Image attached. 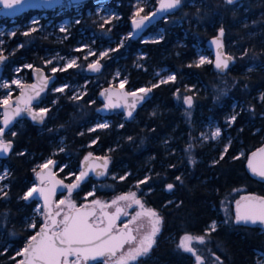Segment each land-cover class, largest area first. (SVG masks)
<instances>
[{
    "label": "trees",
    "instance_id": "obj_1",
    "mask_svg": "<svg viewBox=\"0 0 264 264\" xmlns=\"http://www.w3.org/2000/svg\"><path fill=\"white\" fill-rule=\"evenodd\" d=\"M134 1H113L121 15V26H116L118 31H113L112 37L118 39L124 34L125 39L112 44L116 51L103 61L101 73L96 81L87 84L81 98L73 100L70 92L49 93L44 101L49 111L43 124L22 119L13 126L16 136L6 137L14 141V147L7 158L0 159L8 169V195L0 198V264H16L20 260L16 253L36 231L29 228V221L37 202L21 199L34 183L33 169L51 157L57 163L58 176L71 183L89 150L108 158L107 173L116 178L88 179L71 195L77 205H81L94 183L105 181L109 189L97 186L91 197L108 201L118 194L136 192L145 208L155 210L161 219L151 251L135 264H196L192 254L178 248V241L185 234L204 235L213 221L217 222L216 230L205 236L206 243L193 244L205 264H215L214 257H219L222 264H259V258L264 257V231L234 222L236 200L246 195L264 196V183L252 179L245 169L248 153L264 142V0L232 5L225 0H182L177 10L145 33L162 27L163 36L155 42H145L143 36L130 38ZM157 3L158 0H146L141 14L152 12ZM85 7L91 8L92 2ZM31 14L15 20L22 25ZM9 21L0 18V25ZM220 29L224 49L236 60L224 73L214 70L212 64L196 65L198 49L205 48V42ZM34 38L29 45L17 39L7 43L3 54L8 63L3 78L9 77L11 67L21 64L46 70V53L65 46L46 40L40 43L36 35ZM119 69L126 73L128 91L156 82L166 73L176 79L154 87L152 99L132 121L124 122L122 114H114L106 117L111 121L109 129L90 132L88 127L101 117L97 113V94ZM68 72L71 70L56 73L55 85ZM195 76L207 88L193 96L191 108L183 107V93L191 94L184 87L194 85ZM91 78L94 77L79 71L72 82L83 83ZM153 103L159 109L151 115ZM233 109L236 119L228 127L224 120ZM209 123L222 128L224 135L218 143L199 144L196 138ZM164 137L171 139L165 146L172 150L163 149ZM189 145L191 149L186 151ZM145 177L150 179L137 188V182ZM169 183L175 185L172 191L166 189ZM229 199L234 200L224 214Z\"/></svg>",
    "mask_w": 264,
    "mask_h": 264
},
{
    "label": "snow or ice",
    "instance_id": "obj_2",
    "mask_svg": "<svg viewBox=\"0 0 264 264\" xmlns=\"http://www.w3.org/2000/svg\"><path fill=\"white\" fill-rule=\"evenodd\" d=\"M228 5L235 3V0H225ZM25 0H0V5L4 9L19 10V6H23ZM181 5V0H159V7L147 15L140 16L144 12L143 8H138L133 14L131 21L134 31L142 30L147 26L145 23L151 22L153 18L162 15L166 12H171ZM50 6V5H49ZM6 15L13 14L12 12L5 13ZM136 17H140L137 19ZM104 24H109L110 20L102 17ZM77 23L79 21H76ZM33 24L38 21L33 20ZM32 28L31 32L36 31ZM64 29L62 28L61 31ZM110 30V29H109ZM31 32H24L23 35L29 36ZM15 32L12 33L15 36ZM223 29H220V36H223ZM131 35V34H130ZM221 48L219 39L212 41ZM21 47L23 45H20ZM81 49H77L80 51ZM109 51H116L110 49ZM96 55L95 52L88 50L84 59L87 60L89 56ZM108 56V51L99 53L97 59L88 63L87 69L94 73H99L103 67L100 63L104 57ZM7 59L3 54V49H0V65ZM232 57H223L221 52H217L215 58V68L220 72H224L229 67V62ZM205 57H201L199 64L211 63ZM52 60L46 61V64H52ZM77 66L76 60H68L63 67H52L51 73L54 75L58 71H67L70 68ZM27 68H32V65H25ZM19 71V69H17ZM40 74L42 83L39 88L31 85L32 94L25 96L24 92L15 101V107L11 105V91H8L3 99H0V106H3V119L0 121V155H7L12 152L14 141L6 137H15L16 132L12 131V127L17 123V118H23L26 114L33 122L42 124L45 116L48 113V108L39 107L41 93L44 92L48 85L50 77H45L40 69H36ZM119 77V73L116 74ZM174 75L169 76L167 80H161L159 83H167L174 81ZM126 80L120 81L119 88L124 89ZM15 85L17 88H22V82L19 79H13L10 82H0V88L11 89ZM159 84H154L152 87H158ZM68 85L55 88V92L63 93ZM152 87H142L134 91L114 92L111 88L105 89L100 93L105 98L106 103L104 109L125 108L127 112L126 118L132 117V113L136 106L148 98V94L152 91ZM73 100L81 98L79 94L71 97ZM115 98V99H114ZM179 98V97H178ZM264 99V97H261ZM33 101H36L38 110H34ZM122 102V103H121ZM94 103V101L92 102ZM183 103L189 108L192 107V97H183ZM190 115V113H189ZM236 119L235 116L231 117V121ZM109 125L107 122L99 123L95 128L89 131H95L96 128L104 129ZM123 127V125H121ZM83 135V133H81ZM221 135V130L217 128L210 133L211 139H216ZM205 138H209L205 136ZM131 139V138H129ZM94 140L92 143H95ZM191 145L186 151H190ZM60 151H63L61 148ZM228 151L225 146L224 153ZM24 155V153H19ZM258 153H253L252 157L248 159V167L253 174L264 177V149L259 150L260 158L256 159ZM221 159L224 158L222 154ZM238 158V157H237ZM92 161H96L95 166ZM194 163V161H192ZM109 160L107 157H93L89 152L82 161V167L78 175H75V180L69 184H64L63 181L54 180V173L52 168L56 166V161L48 159L39 164L37 168L33 169L38 183H33L31 187L23 194L21 199L26 202L42 199L43 205L38 206L36 211L39 213L43 220L39 225L35 221L29 224V228L36 230L34 234L28 238L25 247L19 250L16 255L22 257L16 264H135L140 257L147 256L155 244V237L160 231V217L153 209H146L144 203L137 197L136 192H128L116 196L110 203L102 202L98 199L91 201V205H82L78 207L71 199L74 190L80 187L83 182L92 172L96 176H105L107 172ZM64 167H67L66 165ZM38 169V170H37ZM99 169V170H98ZM63 171V167L59 169ZM74 175L72 173L69 174ZM8 176L7 169L0 173V181H3ZM126 177H119L124 180ZM115 179V177H114ZM150 177H145L144 180L137 182V188L141 184H146ZM177 181H181L180 176H176ZM51 182V183H50ZM56 186L66 189L68 196L59 200L55 207L50 203V198L56 191ZM175 187L174 184L169 183L166 185L168 191H172ZM7 185H0V198H7L5 189ZM89 196L93 193H89ZM245 201H255L241 203L236 202L235 206V223L237 224H264V198H247L242 197ZM123 204V206H122ZM135 205L139 211L131 216L127 222H123L122 227L117 226V221L121 215L127 216L128 213L125 208H131ZM114 207L115 211L109 213L106 209ZM66 209V211H65ZM99 212V214H98ZM146 219L148 221L147 230L142 223L138 221ZM130 225H134L130 227ZM38 229V230H37ZM216 230V223L212 222L208 229L205 230L204 235L193 236L185 234L179 244L178 248L186 253H190L195 257L196 264H205L201 255L194 248L193 243L205 244V236ZM128 246L125 250V246ZM6 251V249H5ZM215 264H222L219 257H214Z\"/></svg>",
    "mask_w": 264,
    "mask_h": 264
},
{
    "label": "rangeland",
    "instance_id": "obj_3",
    "mask_svg": "<svg viewBox=\"0 0 264 264\" xmlns=\"http://www.w3.org/2000/svg\"><path fill=\"white\" fill-rule=\"evenodd\" d=\"M113 1L114 0H97V1L92 2L91 8H86L85 7L86 5H84V6H75V7H61V8H57L50 12H32V14L28 17V20L26 21V23L22 25L18 24L15 19L10 20L9 24L0 25V49L4 50L7 43H9L10 41H14L16 39L22 40L25 45H29L31 42L32 43L34 42L35 35L39 38L38 42L40 43H41V40H46L56 45H60V46L65 45L64 47H61L62 49L58 48V49H54L51 52L46 53L45 60L43 62V65L47 67L46 71L51 73L52 67L54 66L63 67L67 63V61L71 59L76 60L77 66L68 69L67 71L71 70V72H68V74H65L64 76H62L61 81L51 90L50 93L56 94V95H63L66 92H70L72 96L77 95V94L81 96L85 92L87 84H89L90 82L96 81V77L91 78L88 81H84L83 83H78V82L73 83L72 80L76 79V73H78L79 71H83L85 73V68L87 67L88 63L95 61L99 53L108 51V56L100 60V63L103 66V61L108 60L109 57L111 56L112 51H109V50L112 49L113 47L112 44H114L115 42L123 43L125 39L124 34L120 35L118 39L117 38L115 39L114 37H112L113 31L115 33L118 31L117 29H115L116 26H121V24L119 23V20L121 19V15L117 11L116 7L113 5L114 3ZM145 3H146V0H135L133 4L134 13L137 11L138 8H142V6ZM140 16L142 17L144 15L140 13ZM102 17L109 19L110 23L104 24L102 21ZM136 18L138 19L140 17H136ZM33 20L38 21V23L33 24L32 23ZM76 21H79V22L77 23ZM32 28H36L37 30L34 32H31ZM62 28L64 29L63 31H61ZM13 32L16 33L15 36L12 35ZM24 32H31V34L29 36H25L23 35ZM130 34H131V31H130ZM162 36H163V28L157 27L155 30L150 31L147 34H145L142 37V40L145 42H155V41H159L162 38ZM17 46H19V44ZM77 49H81V50L77 51ZM89 49L95 52L96 55L89 56L88 59L85 60L84 56L88 52ZM61 50H65V53H63V51ZM201 57H205L207 60L212 61V56L210 52L207 50V48L198 49L196 65L203 66V65L211 64V63L199 64V60ZM48 60H52L53 63L46 64V61ZM25 65H31V64H21V65L11 67L9 69V77L3 78L0 82H10L13 79H19L22 82V85L26 83L27 82V71L32 69L34 66L32 68H27L25 67ZM137 67L138 65L136 64V68ZM17 69H19V71H17ZM67 71H58L57 73H63ZM73 73L75 75H73ZM117 73H119V77L116 76ZM69 76H72V77H69ZM169 76H172V74L166 73L164 75H160V77L158 78L156 82L146 84L143 87H152V85L154 84H159V85L166 84V83H159V82L161 80H167ZM126 79H127L126 73H124L123 69L116 70L114 71L112 79L108 80L107 86L113 85V86L119 87L120 81H124ZM194 79H195L194 85L190 87L188 86L184 87L185 91H190L191 94H186L184 92L182 95V102H183V97L191 96L193 100V96L196 95V93H198L200 89L205 90L207 88L205 84L203 85L202 80L200 78L195 76ZM167 83H174V81H169ZM64 85H68V87L65 88L63 93L54 91L55 88L62 87ZM153 88L154 87H152V89ZM19 89L20 88H17L15 85H13L11 89L0 88V93L2 94L4 98L5 94L8 91H11V97H12L13 93L17 92ZM263 95L264 94H262L261 97ZM184 105L185 104L183 103V107ZM158 109H159V105L157 103H153V105L150 108V114L152 115L156 113ZM233 116H235L234 109L232 110L231 113H229V115L224 120L225 124H227L228 127L231 126L233 123V121H231V117ZM105 122H107L109 125L107 128H104V129L96 128L95 131L109 129L111 125V121L107 119L106 117H100L88 127V131L89 129L95 128L97 124L105 123ZM217 128L221 130V135L216 139H211L210 133L215 131ZM90 132H94V131H90ZM223 132H224L223 129L220 128L215 123H209L202 127L196 139L199 144H207L209 142L218 143L221 136L224 135ZM205 136H208L209 138L206 139ZM224 137L227 139L229 135L226 134ZM170 141L171 139L168 137L163 138L162 143H161L163 146V149L172 150V147L165 146ZM89 152H91L93 155H100L92 150L87 151V154ZM48 159H53V158L51 157L46 158L45 160L41 161L39 164L45 162ZM5 169L7 168L3 164L0 163V173H3ZM7 172H8V169H7ZM114 177L116 178L115 174L108 175V173L106 172V175L102 176L100 179L102 180H105L107 178L114 179ZM7 178L4 179L3 181H0V185H6ZM97 186L99 189H105V190L109 189L107 182L98 181V183H94L92 185V190L89 193L94 194ZM118 195H121V194H118ZM67 196H68V193L66 192L65 194H63V196H61V198H59V200L64 199ZM91 196L87 195L84 198V200L81 202V205H77V204L76 205L80 207L82 205H85L84 203H91V201L98 199V198H94ZM59 200H56L55 204ZM98 200H101V199H98ZM233 200L234 199H229L226 201L225 206L223 208L224 214L228 212L229 205L231 204ZM101 201L104 202L103 200ZM38 206H41V204L36 203V207L34 209V215L29 221V224L33 221H35V223L39 222L40 224L42 221L43 217L36 211ZM134 207L135 209L139 210L136 206ZM143 220H145V223H146L147 220L146 219H143ZM213 222H215L217 225L216 221H213ZM211 224L212 222L208 225V228ZM145 225L148 226V224H145ZM160 227H161V222H160L159 228ZM181 238L179 239L178 243L180 242ZM258 263L264 264V257H260L258 260Z\"/></svg>",
    "mask_w": 264,
    "mask_h": 264
},
{
    "label": "water",
    "instance_id": "obj_4",
    "mask_svg": "<svg viewBox=\"0 0 264 264\" xmlns=\"http://www.w3.org/2000/svg\"><path fill=\"white\" fill-rule=\"evenodd\" d=\"M94 1H97V0H25L24 5L23 6H19V10L4 9L3 6L0 5V18H6L8 20H14V19H17L18 17H20V16H22V15L28 13V12H50V11H53V10H55L57 8H61V7L84 6V5H86V4L90 3V2H94ZM243 1H246V0H235V3H240V2H243ZM181 2H182V0H181ZM158 7H159V1H158L157 5H156L154 11ZM177 9H175V10H177ZM175 10H173L171 12L163 13L162 15L156 16L155 18H153L151 20L150 23H148L146 21L145 23L147 24V26L144 27L142 30H136V31H134L133 25H132V23H130V31H131L130 38L131 39H137L139 37L144 36L145 33L149 29H151L153 26L157 25L160 21L164 20L165 17L168 14L174 12ZM8 12H12L13 14L6 15L5 13H8ZM215 39H219L220 40V43H221V48L220 49H217V46L212 43V41L215 40ZM205 48H207V50L210 52V54L212 56V62H211L212 67L217 72L224 73V72L228 71L229 69H231L235 65V63H236L235 58L233 56H231L229 53H227L226 50L223 47V39H222V36H220V30L216 33V35H214L213 37L209 38L205 42ZM218 51L223 54V57H228V56L232 57V60L229 62L228 69H226L224 72H220L219 70H217L215 68V58H216V55H217V52ZM7 63H8V57L3 62V64L0 65V81L3 79V74H4V71H5V68H6ZM36 69H40L41 70V73L43 74V76L50 77L51 78V79H49L48 85L45 88L44 92L41 93V96H40V101L41 102L39 103V107L42 106L44 100L47 97L48 92L55 86L56 81H57V75H56V73L54 75L53 74L47 75V73H46V71L44 69H42L40 67H34L31 70V81L30 82H27V83H24L23 84V87L19 89L18 93L16 95H14L13 97H11V102L10 103H11V105H12L13 108L15 107V101L21 95V92H24L25 96L30 95V94H32V89L30 88V86L35 84L37 86V89H38L39 86H40V84L42 83V81L40 79V74L37 73ZM101 71H102V68H101ZM101 71L99 73H94V72H91L90 70H88L87 67L85 68V74L87 76H90V77H96V76H98L101 73ZM109 88H111L114 92H120V91L130 92L125 87H124V89L121 90L119 87H116V86H113V85H108V86H105V87L101 88L100 91L97 94V100L100 102V106L97 109V113L101 117H108V116H111V115H114V114H122L124 122H130V121H132L134 119V117L136 116L137 111L139 109L143 108L152 99V97H153V89H152V91L148 94V98H146L144 101H142L141 103H139L136 106L135 110L132 113V117L126 118L127 112H126V109L123 108V107L116 108V109H104V104L106 103V100H105L104 97H102L100 95V93L103 92L105 89H109ZM185 106L187 108H189L186 104H185ZM33 108H34V110H38V108L36 107V101H33ZM3 111H4L3 106H0V121H2V119H3V115H2L3 114ZM46 116H47V114H46ZM46 116H45V118H46ZM22 119H29L33 124H35V125H41L40 123L33 122L31 120V118L28 117L26 114L23 116V118H17V121H20ZM12 129H13V127H12ZM260 149H264V142L260 146H258L257 148H255L254 150H252L251 152L248 153V155L246 157V161H245V169H246L247 174L252 179H254V180H256V181H258L260 183H264V177H260L259 175L253 174L251 172V170L249 169V167H248V159L252 157V154L253 153H258L256 159H259L260 158V155H259V150ZM10 154H11V152L9 154H7L6 156L5 155H0V159L7 158ZM93 157L95 158V157H104V156H102V155H93ZM82 161H81V164H80V167H79V172H80L81 167H82ZM90 163H93V166H95L96 161H92ZM51 170L54 173V180H60V181H63L64 184H67L57 174V172H58L57 171V163H56V166L53 167ZM79 172H78V174H79ZM101 177L102 176H99L98 177L94 173L90 172L89 173V176L83 182H81V184H83L84 182H86L90 178H92V179H100ZM34 183H38L35 174H34ZM66 192H67L66 189H62L60 186H56V191L54 192V194L50 198V203L53 205V207H55V205H56L55 204V201L58 198H60L63 194H65ZM242 197L257 198V199L264 198V196H257V195H246V196H242ZM242 197H240L237 200V201H241L242 204L243 203H246V202H255V201H245V200H242L241 199ZM34 201L37 202V203H40L41 205H43V200L42 199H38V200H34ZM236 202L234 204V214H235ZM106 211H107V209H106ZM121 220H122V215H121L120 219L116 222L118 227H119V223L121 222ZM241 224H243V223H241ZM243 225H246V226H249V227H253V228H257V229H260V230L264 231V224H260L259 222L256 223V224H250L249 223V224H243ZM20 259H22V257H20Z\"/></svg>",
    "mask_w": 264,
    "mask_h": 264
},
{
    "label": "flooded vegetation",
    "instance_id": "obj_5",
    "mask_svg": "<svg viewBox=\"0 0 264 264\" xmlns=\"http://www.w3.org/2000/svg\"><path fill=\"white\" fill-rule=\"evenodd\" d=\"M34 68V67H33ZM32 68V69H33ZM32 69H30V80L29 81H27V82H30L31 81V70ZM46 71V70H45ZM46 73H47V75H49V74H52V73H49V72H47L46 71ZM26 82V83H27ZM56 86V85H55ZM54 86V87H55ZM53 87V88H54ZM52 88V89H53ZM51 89V90H52ZM51 90L48 92V94L51 92ZM19 91V90H18ZM18 91L14 94V95H16L17 93H18ZM47 94V95H48ZM13 95V96H14ZM12 96V97H13ZM45 101V100H44ZM43 107H45L44 106V102H43V104H42V106H41V108H43ZM46 108H48V107H46ZM63 196V195H62ZM61 198V197H60ZM115 197H113L112 199H110V200H108V201H104V202H107V203H110L113 199H114ZM57 200H59V198L57 199ZM101 201V200H100ZM85 205H91V203H84ZM122 206H123V204H122ZM135 205H133V207H131V208H125V211L128 213V215L127 216H124V215H122V220H121V222L119 223V227H122V224H123V222H127V221H129L130 219H131V216H133V215H135V213L137 212V211H139V210H137V209H135V207H134ZM65 211H66V209H65ZM107 211L108 212H110V213H112V212H114L115 211V208L114 207H111V208H108L107 209ZM98 214H99V212H98ZM42 220H43V218H42ZM137 223H142L144 226H145V230H147V227L148 226H146L145 224H148V221H146V223H145V220H140V221H138ZM134 225H130V227H133ZM127 245H126V247H125V250L127 249Z\"/></svg>",
    "mask_w": 264,
    "mask_h": 264
}]
</instances>
